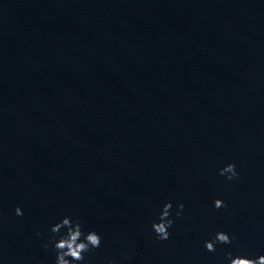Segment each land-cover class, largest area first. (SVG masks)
Masks as SVG:
<instances>
[{
  "label": "water",
  "instance_id": "95a60500",
  "mask_svg": "<svg viewBox=\"0 0 264 264\" xmlns=\"http://www.w3.org/2000/svg\"><path fill=\"white\" fill-rule=\"evenodd\" d=\"M65 216L79 264L264 255V0H0V264H55Z\"/></svg>",
  "mask_w": 264,
  "mask_h": 264
},
{
  "label": "clouds",
  "instance_id": "9594fccd",
  "mask_svg": "<svg viewBox=\"0 0 264 264\" xmlns=\"http://www.w3.org/2000/svg\"><path fill=\"white\" fill-rule=\"evenodd\" d=\"M218 174L224 176L226 180H233L238 177L233 163H228L219 169ZM222 207H227L222 200H213V208L220 209ZM183 208V204L176 205V217L181 216ZM171 209L172 202H166L159 213L158 222L151 224V231L159 241H165L170 238L168 229L174 222L171 218ZM14 212L17 216L23 214L20 207H16ZM50 231L53 233V237H50L49 240L56 253L55 264H79V262L84 261L85 253H90L101 245V237L96 231L90 230L85 233L79 220H73L68 216L63 217L59 222L52 225ZM234 240V236L230 237L225 232L217 231L210 240L204 241L203 246L206 251L215 252L216 245L230 244ZM43 247L47 249L48 244H44ZM225 258L228 264H264V255L249 258L244 255L233 256L232 253L226 252ZM107 264H114V262L108 260Z\"/></svg>",
  "mask_w": 264,
  "mask_h": 264
}]
</instances>
